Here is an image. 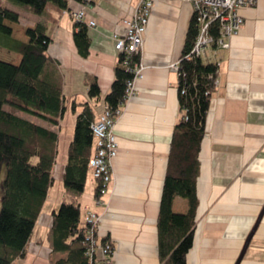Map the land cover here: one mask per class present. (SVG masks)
Returning a JSON list of instances; mask_svg holds the SVG:
<instances>
[{"label": "crops", "instance_id": "crops-1", "mask_svg": "<svg viewBox=\"0 0 264 264\" xmlns=\"http://www.w3.org/2000/svg\"><path fill=\"white\" fill-rule=\"evenodd\" d=\"M2 6L17 12L19 21L6 23L12 34L0 38V61L20 64L17 43H28L27 29L45 25L52 62L47 69L56 73L67 105L59 125L52 128L58 133L53 183L25 256L12 264H52L66 258L54 254L50 245L52 213L62 204L79 206L82 223L86 211L100 217L97 240L112 244L113 264H160L157 217L180 117L178 73L169 66L181 56L192 19L189 3L154 0L143 35V75L115 121L118 152L112 160L113 181L101 203L95 195L98 182L90 172L78 197L66 191L63 177L80 105L89 102L96 105L97 115L101 112L102 99L89 100L88 89L96 80L102 98L109 92L118 61L115 42L124 35L123 20L132 15L136 0H68L67 10L50 7L42 16L6 0H0ZM80 10L86 13L82 23L87 34L77 46L71 14ZM240 15L243 24L229 48L208 50L207 60L219 70L200 147L196 227L186 264H264V0L241 9ZM172 210L185 214L187 201L175 198Z\"/></svg>", "mask_w": 264, "mask_h": 264}, {"label": "trees", "instance_id": "trees-1", "mask_svg": "<svg viewBox=\"0 0 264 264\" xmlns=\"http://www.w3.org/2000/svg\"><path fill=\"white\" fill-rule=\"evenodd\" d=\"M6 1L36 16L46 14L50 7L58 12L68 9V0ZM18 21L17 12L0 7V38L11 37L12 30L6 23ZM86 34L87 26L76 21L73 37L77 46L86 41ZM25 35L28 43H17L22 56L20 64L0 61V264H12L15 259L25 256L34 225L53 183L58 133L52 128L59 125L67 110L57 75L47 69L52 62L47 54L50 39L45 25L39 23L35 28L27 29ZM196 35L197 26L192 18L178 61L180 117L171 138L157 217L160 264H186L196 227L199 153L219 70L218 64L192 53ZM138 63L139 55L119 53L109 92L102 98L100 88L93 80L88 89L89 100L102 99L103 105L113 114L121 110L126 103L127 84L133 79L129 69ZM75 106V103L71 106L73 112ZM80 106L63 177L64 188L75 197L85 188L88 162L94 154L91 125L98 117L95 104L85 102ZM95 195L99 197L98 187ZM175 198L187 201L185 214L173 212ZM85 234L86 225L80 220L79 206L62 204L53 212L51 249L54 254H66V258L52 264H90Z\"/></svg>", "mask_w": 264, "mask_h": 264}, {"label": "built area", "instance_id": "built-area-1", "mask_svg": "<svg viewBox=\"0 0 264 264\" xmlns=\"http://www.w3.org/2000/svg\"><path fill=\"white\" fill-rule=\"evenodd\" d=\"M98 0H89L96 3ZM192 10V18L197 26V35L192 53L207 60L208 50L228 49L230 40L236 36L243 24L240 10L253 7L257 0H187ZM154 0H136V6L132 15L123 20L125 33L117 38L115 50L127 55L141 56L143 46V35L146 32L149 17L152 13ZM72 17L82 22L86 16L85 11L80 10L71 14ZM94 23L90 22L89 26ZM217 33V35H215ZM171 71L178 73L179 63L169 66ZM144 67L140 63L135 64L132 69L133 79L128 82L126 89V101L132 98L136 91L137 82L142 78ZM120 110L114 114L108 106L103 105L96 121L91 125L94 141V154L88 162V170L93 179L98 182L100 198L108 191L113 181L112 160L118 152V143L114 135L116 118ZM100 217L91 211H86L84 223L86 225V256L90 264L101 261L103 264H113L111 257L113 248L110 243H98V224Z\"/></svg>", "mask_w": 264, "mask_h": 264}, {"label": "water", "instance_id": "water-1", "mask_svg": "<svg viewBox=\"0 0 264 264\" xmlns=\"http://www.w3.org/2000/svg\"><path fill=\"white\" fill-rule=\"evenodd\" d=\"M247 243H248V240H247V242H246V244H245V247H244V249H243V252H242L241 256L239 257V260L242 258L243 254H244V251H245V249H246ZM239 260H238V262H239Z\"/></svg>", "mask_w": 264, "mask_h": 264}, {"label": "rangeland", "instance_id": "rangeland-1", "mask_svg": "<svg viewBox=\"0 0 264 264\" xmlns=\"http://www.w3.org/2000/svg\"><path fill=\"white\" fill-rule=\"evenodd\" d=\"M2 178V177H1ZM90 178V177H89ZM0 182H1V179H0ZM0 198H1V189H0Z\"/></svg>", "mask_w": 264, "mask_h": 264}]
</instances>
